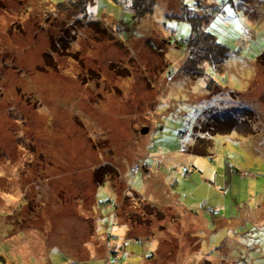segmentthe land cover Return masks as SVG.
I'll return each mask as SVG.
<instances>
[{
	"label": "rangeland",
	"instance_id": "obj_1",
	"mask_svg": "<svg viewBox=\"0 0 264 264\" xmlns=\"http://www.w3.org/2000/svg\"><path fill=\"white\" fill-rule=\"evenodd\" d=\"M124 1L0 0V264H264V0Z\"/></svg>",
	"mask_w": 264,
	"mask_h": 264
},
{
	"label": "trees",
	"instance_id": "obj_2",
	"mask_svg": "<svg viewBox=\"0 0 264 264\" xmlns=\"http://www.w3.org/2000/svg\"><path fill=\"white\" fill-rule=\"evenodd\" d=\"M79 1H81V4L78 5V6L81 7L82 11L83 10L85 11V9L83 7L86 8V6L88 4V0H79ZM116 1H121V0H116ZM50 3H53V1H50ZM124 3L127 5V8L132 13V15H131V21L132 22L131 23H133L135 21V16L144 15V13L147 12L148 10L151 11L153 9V7H155V8L157 7V4L154 2V0H125ZM155 8H154V10H155ZM102 13H104V12H102ZM215 13H216V11L213 8L211 10L209 9L208 12L200 14L198 12H194L192 10V8L188 7L186 9V11L183 12V16L177 15V17L179 19H183V20L188 21L190 23L191 27H192V32L190 33V35L188 37L185 36V37L181 38V40H177L175 38V37L178 36V35H175V32H174V34H172V36L168 37L169 38L168 43H171L173 41V39H175V43H177L178 45H182L183 43H186L187 48H185V49H186V51L189 50V51H187V55H188L187 58H189V59L195 58L196 59V68H197V70H195L194 68L193 69H189L188 68V71L191 72L192 74H194V73H196L198 71L201 72V68H202L203 63H204L203 61H209L210 63H212V65H214L215 63H218V60L222 61V60H224L225 57L228 56V54H227L228 53V49L226 47V44H223V43L217 41L215 39L214 34L212 32H210V31L206 30L205 27H204V25L206 23H208L212 19V17L215 15ZM101 15L102 14H100V16H98V17H94L92 15L88 16L86 24L87 25H91V26H95L96 24L97 25L101 24V25H104L103 26L104 29H107V30L110 31V24L107 23V21H105V20L101 21L100 20L101 19ZM106 15L111 17L110 14H106ZM113 19L116 20V18H114V17H113ZM76 20H77V22L81 21V20H83V17L81 18L80 14H78L77 17H76ZM104 22H106V23H104ZM74 27L76 29L75 24H74ZM76 31H77V29H76ZM68 32L70 34L69 35L70 36V40L68 42H70V41L72 42L74 40V37H76L75 36V31L69 29ZM185 38H186V40H185ZM199 39H202L206 43H208V46L205 49H208V50L211 51V56H207L206 57V54H205V52L202 49H200V53L198 54L197 51H198V48L200 47V42L198 41ZM218 48H220V49L222 48V50H223V52L225 54H221L220 53L221 55L217 58L218 60H215V53L219 52ZM55 50H57V52H59V54L60 53L62 54L64 52H68V54L71 53V55L74 58H80L79 55L77 54V52L74 49L70 50L69 48H66V47H63V46H58L57 48H55ZM73 53H75V54H73ZM49 55H51V53ZM63 55L65 57L66 54H63ZM200 57H203V58H200ZM258 57H259L260 65L264 66V53L259 55ZM52 66H54V65L52 64ZM231 97H233V96H231ZM229 107L238 108L239 106H237V103H233L231 106L228 105L226 108H229ZM248 108H250L249 105H244L243 109H248ZM230 111L231 110L229 109V111H228L229 114L227 115L228 118H230L231 116L234 115V114L233 115L230 114ZM248 112L246 114H248ZM180 136L182 137V132H180ZM138 205H139V203H138ZM148 205H150L154 209H156L155 206H153L151 204H148ZM157 211L163 214V212L161 211L160 208H158ZM209 211L212 214H214L216 212V209L215 208H210ZM139 243L143 244L144 243L143 239L139 240ZM113 251H114V253L112 254V256H114L113 257L114 260L112 261V264H114V263L125 264L124 260H125V257L127 255H124L122 257L117 258V252L119 251V249H117V250L114 249ZM124 253L127 254L128 252H124ZM116 261H118V262H116Z\"/></svg>",
	"mask_w": 264,
	"mask_h": 264
},
{
	"label": "water",
	"instance_id": "obj_3",
	"mask_svg": "<svg viewBox=\"0 0 264 264\" xmlns=\"http://www.w3.org/2000/svg\"><path fill=\"white\" fill-rule=\"evenodd\" d=\"M145 130H147V131H148V127H146V128H145Z\"/></svg>",
	"mask_w": 264,
	"mask_h": 264
}]
</instances>
